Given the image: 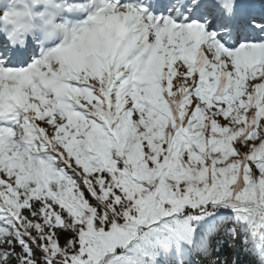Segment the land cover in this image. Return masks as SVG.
Listing matches in <instances>:
<instances>
[{"label": "snow or ice", "instance_id": "1", "mask_svg": "<svg viewBox=\"0 0 264 264\" xmlns=\"http://www.w3.org/2000/svg\"><path fill=\"white\" fill-rule=\"evenodd\" d=\"M0 264H264V0H0Z\"/></svg>", "mask_w": 264, "mask_h": 264}]
</instances>
